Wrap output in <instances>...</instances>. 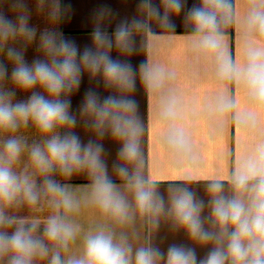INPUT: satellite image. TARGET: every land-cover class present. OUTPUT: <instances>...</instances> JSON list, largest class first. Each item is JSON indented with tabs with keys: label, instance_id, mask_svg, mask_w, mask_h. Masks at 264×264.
<instances>
[{
	"label": "clouds",
	"instance_id": "obj_1",
	"mask_svg": "<svg viewBox=\"0 0 264 264\" xmlns=\"http://www.w3.org/2000/svg\"><path fill=\"white\" fill-rule=\"evenodd\" d=\"M37 7H47L50 27L30 63L25 53L37 37L30 10L25 0H0V264H264V0H139L137 15L111 33L105 26L111 9H100L83 50L57 27L71 19L70 4L37 0ZM177 20L213 84L202 99L189 98L178 86L180 72L151 54L176 33ZM141 51L146 59L134 65L130 58ZM85 75L95 86L73 112L71 97ZM138 82L152 102L157 144L177 177L164 192L143 171ZM200 123L209 143L228 128L244 137L230 168L229 153L218 155L206 178H200L204 144L194 132ZM78 125L93 138L82 142ZM29 129L39 137L32 143ZM106 138L119 145L113 170L131 199L108 174ZM79 173L90 181L80 195L55 178ZM201 182L204 197L193 188ZM22 207L48 215L21 219L10 211ZM85 208L110 225L84 231L77 217ZM137 218L147 234L134 244L125 229ZM162 227L187 242L161 246L153 236Z\"/></svg>",
	"mask_w": 264,
	"mask_h": 264
},
{
	"label": "crops",
	"instance_id": "obj_2",
	"mask_svg": "<svg viewBox=\"0 0 264 264\" xmlns=\"http://www.w3.org/2000/svg\"><path fill=\"white\" fill-rule=\"evenodd\" d=\"M30 13L31 19L30 23L37 29V34L41 33L46 28L50 27L49 22L42 25L47 18V7L43 11L39 10L37 7V0H25ZM193 0H189L191 4ZM62 3L67 5L70 4L72 7L71 19L62 20L58 25V29L61 30L70 39H74L79 45L80 49L86 45H90L91 38L90 33L93 30V16L100 9H111L112 17L105 21V26L107 30L111 33L116 24L125 18H132L137 15V5L139 0H62ZM47 20V19H46ZM46 22V21H45ZM177 29L176 33L168 38L167 42L160 43L156 45L152 50L153 59L166 63L168 65L174 66L180 72V78L178 80V86L185 92L189 97H196L202 99L206 95L210 94L213 90V84L207 76L206 65L204 62H197L193 57L192 53L188 49L185 41L182 39L184 33V28L180 24V21H176ZM154 30L160 33L161 30L155 27ZM229 44L233 56L236 55L238 51L239 37L236 30L229 29ZM140 41L141 37H137ZM39 39H37L27 48L26 59L31 63L35 58H38L40 54L38 53ZM113 57H117L115 50L112 53ZM42 58V57H40ZM131 62L136 65L141 61L146 59V53L141 51L138 54L132 56ZM11 70V69H9ZM91 86H95L90 83L89 78L85 75L82 78V83L77 91L71 97V110L76 112L79 108L84 92ZM103 94V88L99 89ZM136 99L139 101L141 106V113L146 125V133L144 137V166L143 171L145 175L152 176L161 182L160 188L164 192L167 185L176 179V174L172 172L170 167V160L166 154L161 150L157 144V136L159 134V128L155 125L152 115V102L145 95L143 88L139 85L137 92L135 93ZM17 99H26V94L17 93ZM75 132L80 136L82 142H87L91 137L82 126H77ZM195 139L198 143L204 144V163L205 171L200 178H206L214 170L215 161L218 155L223 154L225 157L228 156V165L230 168L232 162V151L233 149H238L244 139L242 134L232 128L225 130L222 138L218 139L215 143H209L206 139L207 131L203 123L198 124L195 129ZM25 135L29 137V143L33 140H38L39 137L36 136L34 130L29 129L25 132ZM104 146V157L106 160L108 174L114 184L120 187L121 191L124 189V181L117 176L113 170V165L117 161V152L119 145L113 143L110 139L106 138L103 141ZM26 160V157H25ZM226 171V168L224 169ZM60 182L69 186L70 190L77 195L83 194L87 191L90 184L89 178L83 173L75 174L71 178L64 179L59 176ZM194 190L197 191L200 197H204V187L203 182L198 185L193 186ZM125 194L131 199V194L125 191ZM77 221L84 231L93 229L100 224L110 225L109 221L103 220L99 213L90 208H85L82 210L80 215L77 217ZM128 233L130 240L134 244L142 243L146 236V229L142 221L137 218L136 221L125 229ZM153 239L161 246H166L169 243H186V237L183 233L173 234L168 231L166 227H162L158 234L153 236ZM199 251L200 255H203V251Z\"/></svg>",
	"mask_w": 264,
	"mask_h": 264
},
{
	"label": "rangeland",
	"instance_id": "obj_3",
	"mask_svg": "<svg viewBox=\"0 0 264 264\" xmlns=\"http://www.w3.org/2000/svg\"><path fill=\"white\" fill-rule=\"evenodd\" d=\"M46 19L47 18H45L46 22L44 21L42 24L43 26L44 24L48 23V19L47 20ZM39 35H40V32L39 34H37V39H39ZM21 167H23V165H21ZM55 178L60 181L59 175H57ZM10 211L13 214L17 215L18 217H20L21 219H42L48 215V210L44 208H41L38 210H31L28 207H22L19 209H11ZM42 228H43V225H41V230Z\"/></svg>",
	"mask_w": 264,
	"mask_h": 264
}]
</instances>
